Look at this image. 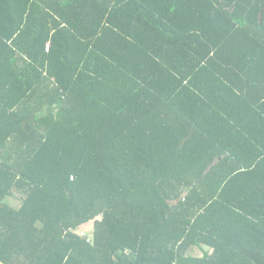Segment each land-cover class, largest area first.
Wrapping results in <instances>:
<instances>
[{
  "label": "trees",
  "instance_id": "obj_1",
  "mask_svg": "<svg viewBox=\"0 0 264 264\" xmlns=\"http://www.w3.org/2000/svg\"><path fill=\"white\" fill-rule=\"evenodd\" d=\"M0 264H264V0H0Z\"/></svg>",
  "mask_w": 264,
  "mask_h": 264
},
{
  "label": "rangeland",
  "instance_id": "obj_2",
  "mask_svg": "<svg viewBox=\"0 0 264 264\" xmlns=\"http://www.w3.org/2000/svg\"><path fill=\"white\" fill-rule=\"evenodd\" d=\"M7 204L13 208H20L21 206V203L19 201H16V200H9L7 201ZM92 229V224H89L86 226V230H91ZM201 253H199V251H195V255H200Z\"/></svg>",
  "mask_w": 264,
  "mask_h": 264
},
{
  "label": "crops",
  "instance_id": "obj_3",
  "mask_svg": "<svg viewBox=\"0 0 264 264\" xmlns=\"http://www.w3.org/2000/svg\"><path fill=\"white\" fill-rule=\"evenodd\" d=\"M11 200V199H10ZM9 201V200H8ZM16 210L20 209V208H15Z\"/></svg>",
  "mask_w": 264,
  "mask_h": 264
},
{
  "label": "built area",
  "instance_id": "obj_4",
  "mask_svg": "<svg viewBox=\"0 0 264 264\" xmlns=\"http://www.w3.org/2000/svg\"><path fill=\"white\" fill-rule=\"evenodd\" d=\"M84 235V233H82Z\"/></svg>",
  "mask_w": 264,
  "mask_h": 264
}]
</instances>
